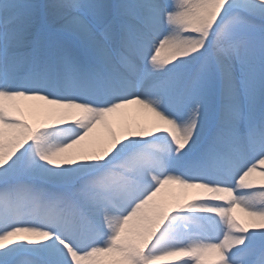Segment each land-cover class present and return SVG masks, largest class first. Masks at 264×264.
<instances>
[{
	"label": "snow or ice",
	"instance_id": "6c2138e0",
	"mask_svg": "<svg viewBox=\"0 0 264 264\" xmlns=\"http://www.w3.org/2000/svg\"><path fill=\"white\" fill-rule=\"evenodd\" d=\"M0 264H264V0H0Z\"/></svg>",
	"mask_w": 264,
	"mask_h": 264
},
{
	"label": "bare ground",
	"instance_id": "6f19581e",
	"mask_svg": "<svg viewBox=\"0 0 264 264\" xmlns=\"http://www.w3.org/2000/svg\"><path fill=\"white\" fill-rule=\"evenodd\" d=\"M165 52L167 53V51L161 52V56L164 55ZM144 121L145 113L142 109L139 108V106L136 105L130 106L129 108L122 110L120 113L113 114L108 118L109 126L118 132L128 124L134 125L136 123H143ZM97 134L106 137L107 129L103 126H98L97 130L93 133V135ZM256 179L259 180V177H257ZM193 194V191L189 190V195ZM237 215L242 216L239 211L237 212Z\"/></svg>",
	"mask_w": 264,
	"mask_h": 264
},
{
	"label": "rangeland",
	"instance_id": "374dc122",
	"mask_svg": "<svg viewBox=\"0 0 264 264\" xmlns=\"http://www.w3.org/2000/svg\"><path fill=\"white\" fill-rule=\"evenodd\" d=\"M168 53H164V55L161 56V58L163 59ZM192 196V195H189V197Z\"/></svg>",
	"mask_w": 264,
	"mask_h": 264
}]
</instances>
